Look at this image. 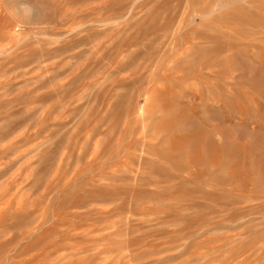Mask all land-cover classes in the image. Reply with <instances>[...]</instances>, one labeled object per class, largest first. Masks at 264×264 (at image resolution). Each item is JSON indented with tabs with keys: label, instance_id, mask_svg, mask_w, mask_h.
Segmentation results:
<instances>
[{
	"label": "rangeland",
	"instance_id": "rangeland-1",
	"mask_svg": "<svg viewBox=\"0 0 264 264\" xmlns=\"http://www.w3.org/2000/svg\"><path fill=\"white\" fill-rule=\"evenodd\" d=\"M0 264H264V0H0Z\"/></svg>",
	"mask_w": 264,
	"mask_h": 264
}]
</instances>
